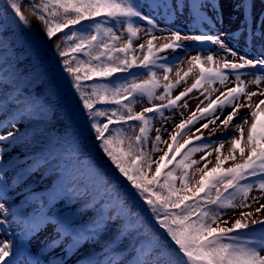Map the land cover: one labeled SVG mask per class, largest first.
Segmentation results:
<instances>
[{
  "label": "snow or ice",
  "instance_id": "6c2138e0",
  "mask_svg": "<svg viewBox=\"0 0 264 264\" xmlns=\"http://www.w3.org/2000/svg\"><path fill=\"white\" fill-rule=\"evenodd\" d=\"M6 3L25 27L30 26L29 18L21 9V0H6ZM188 6L200 9L215 7L211 0H200L198 4L190 0ZM175 7L179 8V4ZM236 7L241 11L243 18L244 10L249 7V0H239ZM29 9L31 15L42 23L46 38H55L57 41L55 47L61 57V70L69 80V86L79 94L78 100L86 110L87 118L92 121L90 129L94 132V139L99 142L98 148L110 159L119 174L130 182L131 188L135 190L134 194L147 204L158 228L162 229L168 238V243L142 247L137 264H264V220H252V224L259 225L261 231L260 238L253 240L248 237L256 228L248 230V224L240 219L231 222L229 227L230 222L222 219L229 209L250 207L249 196L254 189L264 195V99L253 101V97L258 95L264 97V90H247L249 85L259 87L264 83V75L258 76L253 72L252 79H243L246 69L259 68L264 72V56L251 59L239 54L225 44L221 35H181L178 31H173L172 42L159 48L154 47L153 43L158 37L149 33L151 38L147 41V46L139 45L143 60L137 62V58L130 56V53L133 52L132 38L137 36L141 29L130 21L137 18L146 21L152 28H155L156 24L152 17L137 7L134 0H29ZM101 16L116 25L127 24L129 35L124 46L116 47L121 36L112 28L103 29L107 39H102L99 23L95 24L94 34L74 30V26L81 25L82 21ZM261 24L264 27V22ZM243 26L247 30L246 19ZM59 33L62 35H58ZM181 40L211 42L226 55L214 58V55L209 54L203 59L199 55L191 57L189 63L199 65V75L190 87H186L174 97L173 90L187 82L192 68L184 72L183 76L177 71V79L173 83L169 81L168 76L172 71L171 67L160 64L159 67L164 70V80L169 81L163 85L164 91L160 95L155 92L161 87L155 72L150 73L149 79L139 83L135 80L127 84L113 83L117 73H129L131 76L130 70L133 68L149 69L156 65L157 61L162 59L160 53L168 49L182 48L183 45L179 43ZM205 63L215 66L206 68ZM230 77H233L232 80ZM216 83L222 88L212 89L208 95L201 92L204 99L197 104L196 110L186 119L182 118L174 130L164 129L171 143L162 140L159 134L161 129H156L152 152L161 151V144H167L168 151L159 157L160 162L153 161L151 153L146 151L151 130V119L146 114L158 113L167 119L168 117L164 116L165 109L187 108V101L178 103L182 98L193 90L199 91L206 85ZM229 83L234 86L229 87ZM217 92L219 94L213 98V94ZM137 95L147 97L149 101L156 99L161 103L135 112L132 101ZM242 98L244 103H241ZM205 101L206 106L201 107ZM97 104L118 107L107 111L96 108ZM226 108H231L232 111L221 119ZM241 108L248 109L247 116H238ZM180 115L183 117V113ZM96 117L106 119L95 122ZM205 120L206 123L200 124ZM133 121L139 122V134L134 136L113 127ZM197 124H200V127H195ZM210 124L213 127L209 136L204 137L201 130L209 129ZM246 124L247 129L244 127ZM221 126L227 131L222 132L221 136L213 141L212 136ZM189 133L192 135L185 139ZM14 135L15 133L9 131L0 135V141L14 138ZM181 140L183 143H180ZM225 144L229 145L227 155L222 152ZM209 148H214L216 153L215 164L210 169V161L207 160V156L211 155L207 151ZM200 152L205 154L199 161L192 159ZM237 155L240 157L239 161ZM164 161L167 162L163 163ZM229 161H232L231 165L224 167ZM201 162H204L203 168H196L195 172L190 174L188 170ZM153 163H156L155 173L149 179L145 168L150 170ZM162 169H167L163 173V180ZM177 170L182 173L179 177V187L174 175ZM197 174L199 179L190 187ZM213 191L215 197L212 195ZM237 200L241 203L237 204ZM251 202L258 203L259 198L253 197ZM261 209H264V204L257 207L255 212L259 213ZM4 211V205L0 203V214ZM241 216L251 217L252 213L241 212ZM4 223L5 220L0 219V225ZM49 226L56 233L55 239L51 241L53 244L64 239L66 233H70L74 245L80 244L84 239L83 233L72 232L71 225L43 212L37 214L28 224L29 230L34 233ZM14 255L12 245L0 241V264H16ZM83 259L85 264H93L87 257Z\"/></svg>",
  "mask_w": 264,
  "mask_h": 264
},
{
  "label": "trees",
  "instance_id": "16d2710c",
  "mask_svg": "<svg viewBox=\"0 0 264 264\" xmlns=\"http://www.w3.org/2000/svg\"><path fill=\"white\" fill-rule=\"evenodd\" d=\"M21 9L29 18L28 27L13 14L6 0H0V130L15 133L14 138L3 141L11 149L4 148L3 152L9 154L6 157L16 160L12 170L21 168L23 174L31 172L27 176V186L35 184L39 187L36 196L39 203H43L45 191L53 189L56 176L61 174L65 188L58 197L62 200L59 207L71 216L72 232L77 233L78 226H86L89 236L84 235V239L89 242L90 250L108 252L111 262L128 264L139 255L142 247L168 243L167 237L162 229L154 228L157 223L147 204L134 194L130 182L98 148L99 142L90 129L92 121L78 100L79 94L69 86V80L61 70L56 39L46 38L42 23L31 15L29 0H21ZM105 20L101 16L82 21L81 25L74 26V30L94 34L96 23L101 25V31L107 27ZM116 27L124 30L125 24ZM122 41L116 47L127 43L125 39ZM132 80L113 83L127 84ZM138 98L132 101L135 112L142 100ZM95 107L110 111L118 106L97 104ZM105 119L96 117L95 122ZM156 121V118L151 119L146 144L152 159L156 153L152 152L157 135V132L153 134ZM113 127L129 136L139 134V122L136 121ZM196 168L199 167L190 168L189 173L195 172ZM145 171L149 179L155 173V170L149 173L147 168ZM165 171L167 169H162L161 180ZM174 175L179 187L182 173L177 170ZM198 179L199 174L189 186ZM212 195L215 197L214 191ZM260 236L261 232L256 228L248 238L255 240Z\"/></svg>",
  "mask_w": 264,
  "mask_h": 264
},
{
  "label": "rangeland",
  "instance_id": "374dc122",
  "mask_svg": "<svg viewBox=\"0 0 264 264\" xmlns=\"http://www.w3.org/2000/svg\"><path fill=\"white\" fill-rule=\"evenodd\" d=\"M137 1V7H139L144 14H146L149 17H152L156 27L152 28L149 27L146 21L138 20L140 22V25L143 26V30L139 32V34L132 38V45L133 49L135 51V55L137 58V62L143 59V55L141 54V50L139 48V45L144 44L145 47L147 46V41L151 38V35H156L158 37L157 41H154V47L159 48L164 44H167L169 40H172L171 32L178 31L181 33V35H200V34H207V35H221L225 44H227L228 47L235 49L239 54L245 55L248 58L251 59H258L264 56V27H262L261 22H264V16L261 18L262 13L264 12V0H250L251 2V10L250 13L252 15V38L250 41L246 38L245 35V28L242 21L241 11L237 9L236 5L239 3V0H212V4L215 5V7H206L203 9H200L199 7H189L190 0H174L172 4L167 5L165 2L162 5L160 0H136ZM196 4L200 2V0H194ZM179 4V8H176L175 5ZM166 5V6H165ZM169 10L171 11L168 14H163V10ZM195 9L196 13L193 12ZM151 26V25H150ZM263 28V29H262ZM116 32L117 35L120 36L119 32L113 30ZM151 33V35L149 34ZM106 37V36H105ZM107 38V37H106ZM124 40V39H123ZM121 41V40H120ZM122 42V41H121ZM181 45H183L182 48L172 50L168 49L163 53H160L159 55L162 57V59L158 60L157 63L159 64H165L162 60L165 59H172V64H165L168 67H171L172 71L168 73L169 81L175 82L176 72L179 71L180 75L183 76L184 72H187L189 68H192V72L187 77V82L182 83L179 87L175 88L172 92V96L178 95L179 92L183 91L186 87H190L191 84L194 82L195 77L199 74V65H193L190 64L189 61L191 60V57L193 56H201L203 59L207 55L211 54L214 55V58L217 56H225L226 54L224 52H221L217 45H214L213 43L211 47L203 46V42L198 41H185L181 40L179 42ZM165 56H162L164 55ZM228 59H232L231 56H227ZM205 67H212L215 66L213 64H204ZM247 72H245V75L243 76V79L246 81L249 79H252V73L254 72L255 75H263L260 70L258 69H246ZM159 74H156L157 79L160 82L161 87L157 88L155 90L156 95H160L163 93V85L168 83L169 81L164 80V70L162 68L158 69ZM150 73H144L141 75H138L136 80H143V78L149 79ZM233 77H230V80H232ZM229 87L234 86L232 83L228 84ZM222 86L219 85V83L212 84V85H206L204 88H201L199 91L193 90L192 93H190L188 96L182 98L179 104H183L184 101H187L188 107H177L176 109H165L164 110V116L168 117L167 119L162 118L158 113L152 114L156 117V128L161 129L160 135L162 140H167L168 143H171V140L169 139V136L167 133L164 132V129L167 128L169 131L174 130V127L176 124L180 123L181 119H186L191 112L196 110L197 104H199L200 100L204 99V96L201 95V92L204 93V95H208V93L212 89H221ZM248 91H260L264 90V83H261L259 87L256 85H249ZM219 93H214L213 98L215 95H218ZM142 98V97H141ZM140 98V99H141ZM259 99H264V97H260L259 95L256 97H253V101H258ZM244 99H241V103H244ZM161 101L152 99L149 101L147 97H143V99L140 101L138 112L142 111L145 107H150L153 104H159ZM207 101H205L204 105H201V107L206 106ZM264 107V105H262ZM231 108H226L224 110L223 116H221V119L224 118L229 112H231ZM183 113V117L180 115ZM248 115V109L247 108H241L238 111V116H247ZM207 121H201L200 124L206 123ZM236 122V118H234L233 123ZM250 122V117H249ZM219 123V122H217ZM200 124H197L195 127H200ZM195 127L193 128V132H195ZM213 127V125H209V129H202V134L204 137H208L210 133V129ZM245 129H247L248 125H244ZM156 128L155 132L156 133ZM7 130V129H6ZM227 131L222 126L217 128L215 134L212 136V140L216 141L220 136L222 132ZM6 133V131L4 132ZM3 133L0 132V135ZM198 135L200 133H197ZM192 133H189L188 136L185 137V139H188L189 136H191ZM238 136V133L236 134ZM180 143H183V140L180 141ZM4 142L0 141V171H3L4 168H2V165L7 160V155H9L7 152H2ZM229 145L225 144L224 149H222V152L227 155V149ZM160 148L161 151H157L154 155L153 161L160 162L159 157L164 154L165 151H168L167 144H161ZM211 153V155L207 156V160L210 161L208 164V168L210 169L215 164V150L214 148H209L207 150ZM247 152V150H246ZM205 153L200 152L196 153L192 157V159L200 160L201 156H203ZM240 160L239 155H237V161ZM232 161L227 162L224 167L230 166ZM204 162H201L198 165H195L194 167L203 168ZM156 168V163L152 165V168L150 169L149 173L152 174ZM208 169H205L207 171ZM5 174V181L4 183H0V187H2V191H0V203L4 205L5 211L3 214H0V219L5 220V225L0 226V241L10 243V244H17L19 241V238L21 236V224H23V221L26 219L25 215L23 214L21 217L18 216L21 213L28 212L30 208L34 207V202L32 201V204L26 209L22 210L23 212L19 213L16 210V205L20 202V197L25 195L24 193L25 189L22 186H16L18 181H8L6 177L8 175ZM0 175H2L0 173ZM256 179V178H252ZM195 180V179H194ZM23 182V180H21ZM10 183V185H9ZM5 186V187H4ZM257 197L259 198L258 203H252V198ZM251 206L247 208H241L237 207L235 209H232L230 212H228L227 215L223 216L222 219L228 220L230 223L228 226H231V222H234L236 219H240L242 222L247 223L248 226L253 225L252 220H264V209H261L259 213L255 212V209L260 206V204L264 203V195L258 190H253L250 193L249 201ZM241 201L238 200L237 204H240ZM57 206H59V203L50 205L47 208H44L43 211L45 213H48L52 215L54 211H56ZM241 212H251V217H244L241 216ZM23 226V225H22ZM33 234L29 237L27 240V245L32 250V253L43 250V261H37L35 264H51L49 261L52 257H56L59 255V260L56 263L53 264H71L75 261H77L79 258H81L85 251L88 252V248L86 246V243L84 244L81 242L80 244H76L77 248L72 255L65 256L64 251L67 246L68 239H60L57 240L55 244L51 243L56 237L55 231L49 226L46 228H43L42 230H39L37 232H32ZM75 245V247H76ZM35 256V255H34ZM33 257V256H32ZM30 257L25 258L26 261L23 263H17V264H30L29 259Z\"/></svg>",
  "mask_w": 264,
  "mask_h": 264
},
{
  "label": "bare ground",
  "instance_id": "6f19581e",
  "mask_svg": "<svg viewBox=\"0 0 264 264\" xmlns=\"http://www.w3.org/2000/svg\"><path fill=\"white\" fill-rule=\"evenodd\" d=\"M264 204V203H263ZM261 205V204H260Z\"/></svg>",
  "mask_w": 264,
  "mask_h": 264
}]
</instances>
